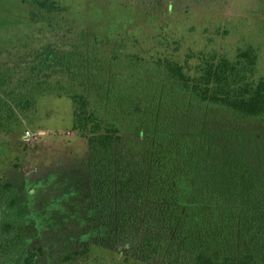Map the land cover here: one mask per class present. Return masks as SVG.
<instances>
[{
  "label": "trees",
  "instance_id": "16d2710c",
  "mask_svg": "<svg viewBox=\"0 0 264 264\" xmlns=\"http://www.w3.org/2000/svg\"><path fill=\"white\" fill-rule=\"evenodd\" d=\"M21 1L32 23L0 46V133L45 100L71 101L91 208L70 249H118L126 264H264V0H192L221 11L212 30L186 24L179 1L131 4V26L110 12L108 27L82 29L59 0ZM28 219L16 185L1 183L0 264L40 261Z\"/></svg>",
  "mask_w": 264,
  "mask_h": 264
},
{
  "label": "rangeland",
  "instance_id": "374dc122",
  "mask_svg": "<svg viewBox=\"0 0 264 264\" xmlns=\"http://www.w3.org/2000/svg\"><path fill=\"white\" fill-rule=\"evenodd\" d=\"M59 1L69 8L71 23L77 29L94 22L108 27L105 22L110 21L105 19L110 12L113 22L124 17L125 24L131 26L127 16L136 13L131 12L130 5H137L138 10L151 5L149 0ZM169 1L166 0L167 6ZM172 1L180 2V15L186 24L207 25L212 30L221 18V11L217 13L209 2L197 5L192 0ZM31 23L27 4L21 0H0V46L4 47L9 36ZM72 121L71 101L52 98L42 102L38 114L25 120L21 130L0 133V184L14 183L22 196L29 217V243L43 248L37 264H126V252L121 254L118 249L100 247L94 253L78 255L75 245L71 249L68 245L69 229L73 228L72 235H77L78 226L87 224L86 215L91 208L88 175L80 165L87 158L88 138ZM28 130L33 136H26ZM77 240L79 249L91 243L86 234H80ZM70 252L73 257L67 259Z\"/></svg>",
  "mask_w": 264,
  "mask_h": 264
},
{
  "label": "built area",
  "instance_id": "2783aa9c",
  "mask_svg": "<svg viewBox=\"0 0 264 264\" xmlns=\"http://www.w3.org/2000/svg\"><path fill=\"white\" fill-rule=\"evenodd\" d=\"M26 136H27V137H31V136H33V132L30 131V130H28V131L26 132Z\"/></svg>",
  "mask_w": 264,
  "mask_h": 264
}]
</instances>
